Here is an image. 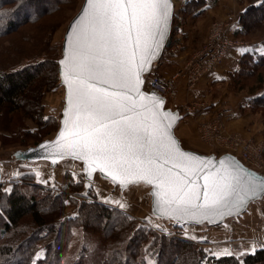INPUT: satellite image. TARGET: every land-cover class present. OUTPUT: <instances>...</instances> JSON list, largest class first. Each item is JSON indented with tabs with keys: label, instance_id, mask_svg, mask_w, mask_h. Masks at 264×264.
I'll list each match as a JSON object with an SVG mask.
<instances>
[{
	"label": "snow or ice",
	"instance_id": "snow-or-ice-1",
	"mask_svg": "<svg viewBox=\"0 0 264 264\" xmlns=\"http://www.w3.org/2000/svg\"><path fill=\"white\" fill-rule=\"evenodd\" d=\"M170 10V0H86L59 61L68 107L52 144L86 161L89 176L99 170L122 186L154 185L166 215H224L264 192V179L182 151L171 131L177 117L161 111L155 93L141 91Z\"/></svg>",
	"mask_w": 264,
	"mask_h": 264
},
{
	"label": "rangeland",
	"instance_id": "rangeland-1",
	"mask_svg": "<svg viewBox=\"0 0 264 264\" xmlns=\"http://www.w3.org/2000/svg\"><path fill=\"white\" fill-rule=\"evenodd\" d=\"M40 1L42 0H34V4ZM82 1L83 0L61 1L55 12L41 18L40 21L33 24L19 26L15 30L0 37V67H15L18 64L35 62L45 58V84H48L49 82L48 86L53 85L50 89L46 88L41 97L44 108L43 123L39 125L31 118L20 119L18 125L22 127L25 126L26 129L22 128L20 131H17V133L14 132L15 129H12V142L9 144L11 146H7V148L0 145V150H3L1 153L10 155V152H13L17 148L19 149L27 147L26 145H33L38 139H41V137L43 139H47L51 138L55 134V131L59 126L60 111L63 106L64 88L60 81L57 82V80L54 79V82L52 83L48 78V75L51 74V60H58L61 57V44L67 24L80 8ZM174 2L173 11L177 12L178 9L181 8L183 1L175 0ZM210 5L211 4L209 3L204 8H201L196 12L194 17H190L188 21H186L185 17L182 19L181 16L182 22L179 23V25L181 24V30H172L170 37L172 41L171 44H175L172 48H170L172 55L175 53H182L181 59H179L177 65L173 68L172 73L175 74L178 72L184 63L189 61L194 53H196V51L204 45V42L207 41V34L211 25L215 21L224 20V17L213 16L212 18H207L206 10L207 7H210ZM224 6H227V4L224 3ZM198 18L199 22L195 24L192 20ZM244 21L247 26L248 23L250 24L248 26V31L245 35H241L239 37L231 35L234 40L245 41L248 43L249 41H256L264 38V21L260 22L252 15L244 18ZM172 27L174 29L175 25H172ZM187 29H189V31L202 30L205 34L202 36V32L200 31V34H193L191 35L193 37H191L188 35ZM171 51H167L168 54ZM261 76L264 78V64L255 67L254 70H250L246 76L240 77V83L239 85H235L233 91L239 93L240 89H242L244 92L251 94L261 90L264 88V80L261 83L258 81V77ZM180 82L185 85L184 81L177 80V87ZM261 92L263 93L264 90ZM254 97L256 96L246 98L245 106H247L248 109L250 108V104L252 103ZM192 100H195V98ZM249 111L252 112L253 115L249 116L247 123L242 125V128L239 130L233 128L227 129L224 124L226 117H224L222 127L225 131L222 132V135L224 137H228L229 140H251L256 142L258 145L260 143L262 146V143L264 142V107H255V109L250 108ZM21 112L23 113L24 109H21V111L18 110L14 115L15 118L23 116L21 115ZM211 117H200L199 112L194 111L187 114L179 121L175 129L176 134L179 135L186 130V133L191 136V140H194V142L190 143L181 138V143L184 147L196 151H199L197 149L200 148L203 150L201 153H215L216 155H220L221 150L218 149L219 145L215 142V138L212 142L205 141L204 137L206 135L209 136V133L203 128L202 130L199 129V122L206 119L208 121ZM247 125H250L253 128V132H250L247 129ZM27 131L34 132L36 137L31 134L30 136L26 133ZM214 149L217 150L214 151ZM241 162L245 164L244 161L241 160ZM25 165L28 167H24L22 169L24 173H22L17 180V182H22L23 187H21V190L26 194H29V183L31 182L43 185L44 188H49L50 194L61 193L64 194L65 198L69 196L64 203V212L67 216H81V213L83 212L82 205L84 202H99L109 205L114 209L112 218L110 219L109 225L106 229V233L110 238H117L122 231L126 232L127 235L129 233L128 237L130 238V235L135 231V228L140 226L148 228V234L144 244L140 247V249L138 248V251L135 250L136 253L138 252L140 254L139 258L143 264H173V260L182 246V240H185L186 238H193L192 242L198 244L195 240L196 237L207 233V239H209L210 236L217 234V232L222 228L233 229L238 223L237 217H232L220 224L221 227L219 225L215 227L208 225L175 226L170 220L159 219L151 213L149 186L144 183L130 185L121 191L118 186H114L109 180L102 178L97 174L95 175L90 187L86 188L84 186V174L82 172V165L80 162L66 159L57 163L53 168H51L47 162L42 161L36 163H25ZM261 172L264 173V170ZM6 186V184H2L1 190H6ZM37 194H41V192L37 191ZM49 198L50 197L46 199V202ZM254 203H251L248 206L246 212L252 208ZM1 207L4 208V204L2 206L1 203ZM88 220L89 222L87 223V226L80 224L81 226L73 227V231L77 232L79 230L80 232V230L82 231L83 229V231H86V237L88 238L93 237L95 234L98 235L99 232L92 229L97 228L95 218L90 216ZM249 227L251 228V224ZM221 234L233 240L231 243L232 249L241 250V248L252 247V243L243 242L244 244H241L240 242H237V234L239 233H235V231L234 233L223 232ZM203 242L207 243V240ZM30 244L32 245L33 243L31 242ZM34 245L41 251V249L45 247V240H40L37 242V245L35 243ZM209 248L210 246H207V249H204L205 255L199 259L201 264H211L209 263L210 260L207 261V258H211L210 256H212L210 254H213L209 252ZM70 250L71 249H69L65 254L66 259L68 260H71L72 258L70 256ZM78 251H80V247ZM81 252H84L81 264H98L95 261V257L90 255L91 248L89 245H87V247L83 250L81 249ZM246 252L247 251H240L238 253H232L231 255L240 257ZM121 257L122 255L117 254L118 262L116 264H123L121 262ZM214 257L217 256L214 255Z\"/></svg>",
	"mask_w": 264,
	"mask_h": 264
},
{
	"label": "trees",
	"instance_id": "trees-1",
	"mask_svg": "<svg viewBox=\"0 0 264 264\" xmlns=\"http://www.w3.org/2000/svg\"><path fill=\"white\" fill-rule=\"evenodd\" d=\"M61 1L64 0H46V3L42 0L34 4V0H0V37L19 26L40 21L41 18L55 12ZM214 2L215 0H183L181 8L177 12L173 11L170 34L157 63L174 55L170 48L175 44H171L170 37L172 30H181V24L179 25L182 22L181 16L182 19L183 17L186 19L190 15H195L207 4ZM249 15L263 22L264 0L258 4L246 6L239 15V28L229 34L235 37L245 35L250 24L248 23L247 26L244 18ZM172 25H175L174 29ZM167 51L171 52L168 54ZM57 61L51 60V74H47L52 83L54 79L57 82L60 81ZM45 63L44 58L35 62L18 64L15 67H0L1 146H11L9 144L12 142V129H15L16 133L22 128L26 129L25 126L18 125L20 119L31 118L39 125L43 123L44 108L41 97L46 88L53 87V85L48 86L49 82L45 84ZM262 64H264V54L246 51L239 58L238 70L231 74L233 83L239 84L240 77L246 76L250 70ZM263 80V76L258 77L260 83ZM255 107H264V92L253 98L250 108L255 109ZM21 109H24V112L20 113L23 116L15 118L14 115ZM177 109L183 117L187 115L180 107ZM26 133L36 137L34 132ZM41 140H43L42 137L30 146L36 145ZM29 185V194H26L21 190L22 182H14L7 190H1L0 184V264H81L84 253L81 249L83 250L87 245L91 248L90 255L95 257L98 264H116L117 254L122 255L123 264H143L139 258L140 254L135 250L138 251V248L140 249L144 244L148 228L145 226L133 228L135 231L133 230L130 238L129 233L127 235L123 231L117 238H110L106 229L114 210L111 206L99 202H84L81 216L69 217L64 212V203L69 196L65 198L61 193L50 194L49 188H44L37 183L30 182ZM37 191L41 194H37ZM48 197L50 198L46 202ZM1 203L2 206L4 204V208L1 207ZM90 216L95 218L97 228L92 229L97 230L98 235L88 238L83 229L80 232L73 231V227L81 226L80 224L87 226ZM40 240H45V247L41 251L34 245V243L37 245ZM29 241L33 244L31 245ZM192 241L186 239L181 241L182 246L173 264H201L199 259L205 255V248ZM79 247L80 251H78ZM69 249H71V260L66 259L65 255ZM210 257L207 261L210 260L211 264H264V247L254 252H246L240 257L234 255Z\"/></svg>",
	"mask_w": 264,
	"mask_h": 264
},
{
	"label": "crops",
	"instance_id": "crops-1",
	"mask_svg": "<svg viewBox=\"0 0 264 264\" xmlns=\"http://www.w3.org/2000/svg\"><path fill=\"white\" fill-rule=\"evenodd\" d=\"M252 1L253 0H215V2L210 5V7H207V18H212L213 16L224 17V20L229 24L228 32L231 34L233 30L239 28V15L242 10L249 4H258L263 0ZM224 3H226L227 6H224ZM190 17H194V15L188 16L186 21H188ZM192 21L197 24L199 22V18L193 19ZM200 31L202 32V36H204L205 33L202 30L189 31V29H187L189 36L193 34H200ZM246 51H256L257 53L264 54V38L256 41H249L247 45L230 51L224 57L221 65L214 72L202 77L191 88H187L180 82L178 84V93L175 99L177 108H181L182 104L194 98L202 99L205 103V107L201 112H199L200 117L211 115L217 110L222 109L226 113V118L224 121L226 128H233L237 130L241 129L242 125L247 123L249 116L253 115L247 106H245L246 98L259 95V93H262L261 91L264 90V88H262L261 90L251 94L244 92L242 89H240L239 93L233 91L235 85L239 84L233 83L231 74L238 70L239 58ZM181 56L182 53H175L166 60L156 63L154 71L163 76L171 75L173 68L175 65H177V62L179 59H181ZM247 129L250 132H253V128L250 125H247ZM177 136L180 141L181 138H183L190 143L194 142V140H191V136L186 133V130ZM197 150H199V152H203V150L200 148ZM1 151L3 150H0V184H6L7 190L14 182H17L20 175L24 173L22 169L24 167H28L25 165V163L36 162L17 161L12 157L13 152H10V155H6V153H1ZM249 211L246 212L245 210L243 213L236 216L238 223L235 228H222L217 232V234L210 236L209 239H207V233H204V235L196 237L198 239L195 238V240L200 246H203L205 250L207 249V246H210L209 252L213 253L217 257L228 255L226 253L232 254L238 253L240 251L254 252L257 249L264 247V197L260 200H257V202L254 203ZM250 224L251 228L249 227ZM234 231L235 233H239L237 234V242H240L241 244H244L243 242H249L252 243V247L241 248V250L232 249L231 243L233 240L231 238L225 237L221 233H234ZM186 239L192 240L193 238ZM205 240H207V243L203 242ZM213 254L210 255L214 256Z\"/></svg>",
	"mask_w": 264,
	"mask_h": 264
},
{
	"label": "built area",
	"instance_id": "built-area-1",
	"mask_svg": "<svg viewBox=\"0 0 264 264\" xmlns=\"http://www.w3.org/2000/svg\"><path fill=\"white\" fill-rule=\"evenodd\" d=\"M229 24L225 20L215 21L207 34V41L201 46L192 58L185 62L181 69L175 74L163 76L156 71L153 65L152 70L144 75V90L155 91L166 100V106L177 109L175 99L178 93L177 80L184 81L187 88H191L202 77L214 72L222 63L224 57L232 50L247 45V42L234 40L228 32ZM205 107L203 100H189L182 104L183 113L201 112ZM213 116V117H211ZM208 121L203 120L199 129L206 130L209 136L204 137L205 141L215 142L219 145L222 153H231L239 160L244 161L245 165L261 172L264 170V142L259 145L251 140H229L222 135L223 119L226 117L224 110H219L211 115ZM217 149H214V151ZM262 173V172H261ZM173 223V222H172Z\"/></svg>",
	"mask_w": 264,
	"mask_h": 264
},
{
	"label": "water",
	"instance_id": "water-1",
	"mask_svg": "<svg viewBox=\"0 0 264 264\" xmlns=\"http://www.w3.org/2000/svg\"><path fill=\"white\" fill-rule=\"evenodd\" d=\"M170 2H171L170 16H169V20H168L166 30L164 32L163 39L160 42V46L156 49L154 56L151 58L150 64L146 66L148 70L141 74V78L143 80V83L141 85V91L144 92L145 94H149V95L155 93V95L158 98L162 99L164 102L161 111L162 112H169L170 114H173L177 117L171 131L174 135V138L178 142V146L181 148L182 151L192 153V154L199 156V157L210 158L216 164L217 167L219 166L218 162L221 159L225 160L226 162H234L235 164H237L240 167H242L243 169H245L247 172L254 174L257 178L264 179L263 173L261 174V172L259 173V171H256V170L246 166L245 164H243L241 162V160H239L235 155H233L231 153H222L220 155H216L215 153H209L208 154V153H201L199 151L184 147L182 145L180 139L178 138V136L175 133V128H176L177 124L179 123V121L182 119L183 115L178 111V109H172V108L167 107L165 98L163 96H161L160 94H158L157 92L144 90V88H143V86H144V75L149 73L152 70L153 65L155 63H157V61L159 60V58L163 52L164 46L166 44V41L168 39V36L170 34L171 24H172V16H173V10H174L173 0H170ZM85 5H86V0H83L80 8L78 9V11L75 13V15L70 19V21L67 24L66 30H65L64 35H63L62 44H61V57L57 61L58 62V74H59L60 83L64 88L63 106H62L61 111H60L59 126H58L57 130L55 131V134L51 138L43 139V140L39 141L34 146L14 150L12 153L13 159H15L17 161H23V162H40V161H43V162H47L51 168L55 167L56 164L59 163L60 161H63L66 159H71V160L80 162L82 165V172L84 174V185L86 188L90 187L92 181L94 180L95 175H97V174L100 175L102 178L109 180L114 186H118L121 191H123L124 189H126L130 185L137 184V183H144V184L149 186L150 211H151V213L154 216L158 217L159 219L170 220L171 222L176 223V224L208 225V226L213 227V226L221 224L222 222H224L228 218H232V217H236V216L240 215L241 213H243L247 209L249 204H251L257 200L262 199L264 197V192H261L256 197L248 199L247 202L242 207H240L238 209H233L231 212H227V210H225L226 214H224V215L210 214L207 216V218H204L202 216H197L195 218H192V217L177 218L175 216H169V215L164 214L160 204L158 203L157 197L155 195H153V193L156 191V188L154 185H150L144 181H141V182H137V183L128 184L126 186H122L118 182L112 180L109 176H107L106 173H101L99 170L94 171L92 173V175L89 176L87 173L88 164L86 161L81 160V159H76L73 156L67 155V154L61 155L60 153L57 152V150L54 147V145L52 144V142L57 139L59 132L64 128V123H63L65 120L64 112H65V109L68 107V104H67L68 89H67V85L64 83V79L62 76V66L59 63V61L64 59L66 49H68L70 46L69 33L72 31V25L75 23V21L81 15ZM42 145L44 147H41ZM53 161H56V162L53 163ZM212 170H215V169H212ZM198 183L201 186V191H203V180L200 179L198 181Z\"/></svg>",
	"mask_w": 264,
	"mask_h": 264
}]
</instances>
